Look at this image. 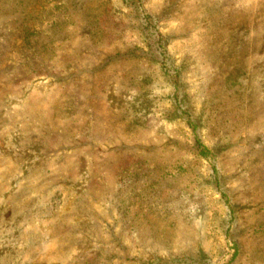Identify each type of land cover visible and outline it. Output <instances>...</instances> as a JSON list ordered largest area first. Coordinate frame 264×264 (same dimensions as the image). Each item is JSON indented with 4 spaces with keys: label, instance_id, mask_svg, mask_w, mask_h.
<instances>
[{
    "label": "rangeland",
    "instance_id": "obj_1",
    "mask_svg": "<svg viewBox=\"0 0 264 264\" xmlns=\"http://www.w3.org/2000/svg\"><path fill=\"white\" fill-rule=\"evenodd\" d=\"M0 264H264V0H0Z\"/></svg>",
    "mask_w": 264,
    "mask_h": 264
}]
</instances>
